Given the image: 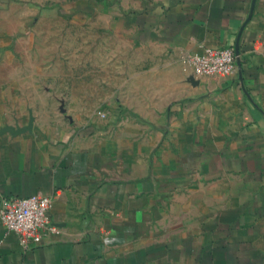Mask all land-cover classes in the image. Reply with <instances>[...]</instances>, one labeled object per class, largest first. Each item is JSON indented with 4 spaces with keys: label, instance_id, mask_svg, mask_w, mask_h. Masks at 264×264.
<instances>
[{
    "label": "crops",
    "instance_id": "1",
    "mask_svg": "<svg viewBox=\"0 0 264 264\" xmlns=\"http://www.w3.org/2000/svg\"><path fill=\"white\" fill-rule=\"evenodd\" d=\"M111 27L175 55L141 74L156 112L40 134L0 89V202L50 198L52 227L24 250L0 222V264H264V0H125ZM236 46L231 76L183 69Z\"/></svg>",
    "mask_w": 264,
    "mask_h": 264
},
{
    "label": "rangeland",
    "instance_id": "2",
    "mask_svg": "<svg viewBox=\"0 0 264 264\" xmlns=\"http://www.w3.org/2000/svg\"><path fill=\"white\" fill-rule=\"evenodd\" d=\"M124 4L0 0V89L6 103H19L31 131L73 133L118 107L156 112L144 110L152 94L155 101L156 83L145 84L141 74L172 70L175 55L115 33L113 18ZM257 46L264 55V30Z\"/></svg>",
    "mask_w": 264,
    "mask_h": 264
},
{
    "label": "built area",
    "instance_id": "3",
    "mask_svg": "<svg viewBox=\"0 0 264 264\" xmlns=\"http://www.w3.org/2000/svg\"><path fill=\"white\" fill-rule=\"evenodd\" d=\"M183 69L195 77L231 76L236 71L233 48H206L200 54L183 58ZM51 199L41 196L3 198L0 202V222L7 232L14 233L20 246L27 250L52 231L49 220Z\"/></svg>",
    "mask_w": 264,
    "mask_h": 264
},
{
    "label": "water",
    "instance_id": "4",
    "mask_svg": "<svg viewBox=\"0 0 264 264\" xmlns=\"http://www.w3.org/2000/svg\"><path fill=\"white\" fill-rule=\"evenodd\" d=\"M243 29V28H242ZM242 31V30H241ZM241 31H240V33H241ZM235 55H237L238 54V46H236V48H235ZM27 129H29V127L27 128Z\"/></svg>",
    "mask_w": 264,
    "mask_h": 264
}]
</instances>
